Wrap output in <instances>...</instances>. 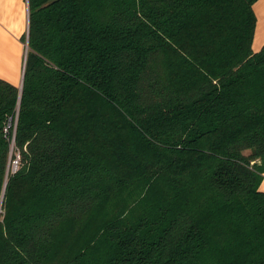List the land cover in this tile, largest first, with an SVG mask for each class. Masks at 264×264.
<instances>
[{
	"label": "trees",
	"instance_id": "trees-1",
	"mask_svg": "<svg viewBox=\"0 0 264 264\" xmlns=\"http://www.w3.org/2000/svg\"><path fill=\"white\" fill-rule=\"evenodd\" d=\"M257 1L27 0L0 264H264Z\"/></svg>",
	"mask_w": 264,
	"mask_h": 264
},
{
	"label": "crops",
	"instance_id": "crops-1",
	"mask_svg": "<svg viewBox=\"0 0 264 264\" xmlns=\"http://www.w3.org/2000/svg\"><path fill=\"white\" fill-rule=\"evenodd\" d=\"M252 49L264 47V0H258ZM27 0H0V79L19 88L23 82L28 37ZM259 190L264 192V179Z\"/></svg>",
	"mask_w": 264,
	"mask_h": 264
},
{
	"label": "water",
	"instance_id": "water-1",
	"mask_svg": "<svg viewBox=\"0 0 264 264\" xmlns=\"http://www.w3.org/2000/svg\"><path fill=\"white\" fill-rule=\"evenodd\" d=\"M19 89H20V91H21V89H22V84H21V86L19 87Z\"/></svg>",
	"mask_w": 264,
	"mask_h": 264
},
{
	"label": "rangeland",
	"instance_id": "rangeland-1",
	"mask_svg": "<svg viewBox=\"0 0 264 264\" xmlns=\"http://www.w3.org/2000/svg\"><path fill=\"white\" fill-rule=\"evenodd\" d=\"M14 165V168L16 167V164H13Z\"/></svg>",
	"mask_w": 264,
	"mask_h": 264
}]
</instances>
